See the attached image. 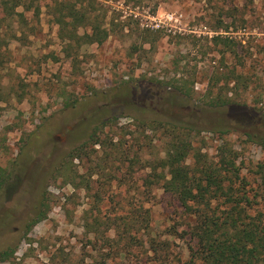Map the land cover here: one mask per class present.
<instances>
[{"label":"rangeland","instance_id":"obj_1","mask_svg":"<svg viewBox=\"0 0 264 264\" xmlns=\"http://www.w3.org/2000/svg\"><path fill=\"white\" fill-rule=\"evenodd\" d=\"M24 1L27 24L0 51V169L11 173L0 251L14 247L0 264H189L192 218L148 180L177 139L161 123L186 127L192 166L199 150L217 160L232 147L247 190L264 193V149L245 133L264 134V0H68L111 29L103 44L68 52L56 0ZM218 34L234 39L236 56L222 57ZM226 65L250 87L237 104L211 106ZM177 78L190 95L167 84ZM45 199L48 211L28 229ZM127 222L137 227L125 233Z\"/></svg>","mask_w":264,"mask_h":264},{"label":"trees","instance_id":"obj_2","mask_svg":"<svg viewBox=\"0 0 264 264\" xmlns=\"http://www.w3.org/2000/svg\"><path fill=\"white\" fill-rule=\"evenodd\" d=\"M82 1L84 0L80 2ZM56 4L61 37L67 43L65 51L72 49L74 43L80 46L101 45L110 37L111 29L104 24L101 16L87 11L83 8L84 5L78 7L76 3L68 0H56ZM27 10L24 0H0V51L5 43V36L18 39L15 27L27 24ZM81 28L83 33H80ZM229 28L226 25L224 31H230ZM212 38L217 43L225 44L227 49L223 51V58L226 53L235 56L238 54L233 38L220 34ZM67 56L70 54L67 53ZM225 68L220 73V76L225 77H219L214 83L218 93L211 97V106L237 104L241 91L250 87V78L244 77L236 65H226ZM221 78L225 80L220 81ZM221 82L224 84L220 86ZM231 82H235V86L230 87ZM239 82H243V88L238 85ZM167 84H173L178 90L190 95L187 81L182 78L173 79ZM3 100H6L4 93L0 95V102ZM161 124L172 129L177 139L168 143L166 156L151 167L148 180L149 183L152 180L163 182L164 188L178 198L192 218L190 233L196 245L192 248L189 264H264V209L257 207L260 204L259 198L264 197V193L260 189L253 190L254 193L247 190L248 182L240 175L238 152L223 145L215 160L208 153L199 150L195 153V165L192 166L186 160L195 149L187 139L189 133L186 134V127L173 121ZM251 132L245 133L264 149V134ZM262 166L258 171L260 173L264 172ZM10 178V172L0 169V192ZM48 206L47 199L41 201L36 217L27 224L28 229L45 216ZM145 220L143 217L142 221ZM100 224L98 218H95L90 228L99 231ZM125 227V233H128L129 229L137 227V223L127 222ZM11 248L14 247L0 251V257Z\"/></svg>","mask_w":264,"mask_h":264},{"label":"built area","instance_id":"obj_3","mask_svg":"<svg viewBox=\"0 0 264 264\" xmlns=\"http://www.w3.org/2000/svg\"><path fill=\"white\" fill-rule=\"evenodd\" d=\"M166 19L169 20V21L177 20L174 14H168Z\"/></svg>","mask_w":264,"mask_h":264},{"label":"flooded vegetation","instance_id":"obj_4","mask_svg":"<svg viewBox=\"0 0 264 264\" xmlns=\"http://www.w3.org/2000/svg\"><path fill=\"white\" fill-rule=\"evenodd\" d=\"M16 231L18 232L19 231V228H16Z\"/></svg>","mask_w":264,"mask_h":264}]
</instances>
